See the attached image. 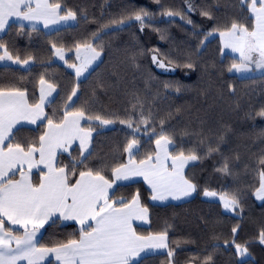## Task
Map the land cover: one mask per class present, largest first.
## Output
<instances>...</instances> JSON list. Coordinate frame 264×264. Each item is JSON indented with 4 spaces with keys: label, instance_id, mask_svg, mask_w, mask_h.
I'll return each mask as SVG.
<instances>
[{
    "label": "trees",
    "instance_id": "16d2710c",
    "mask_svg": "<svg viewBox=\"0 0 264 264\" xmlns=\"http://www.w3.org/2000/svg\"><path fill=\"white\" fill-rule=\"evenodd\" d=\"M51 2L76 11V24L54 31L12 24L0 35V42L14 59L17 56L21 61L32 59L27 69L0 66V87L26 90L29 103L35 104L39 102V80L43 76L58 90L57 97L46 107V116L55 121L63 117L67 96L77 88L76 108L84 107L87 115L114 121L109 130H104L99 121L92 122V155L87 161L89 168L102 169L108 179H113V167L128 160L123 148L132 138V130L120 120L138 115L137 100L146 114L151 112L157 132L160 121H164L175 145L170 149L171 155L180 150L187 153L189 149L202 153L209 144L218 143V153L196 161L185 171V176L197 185L194 198L157 205L151 202L152 193L141 181L117 186L112 198L130 200L139 192L141 204L149 210V226L137 227V234L148 236L167 230L168 248L174 251L171 264H203L208 255L212 256V264H264V244L258 238V232L264 229V201L258 203L254 197L260 183L259 172L264 170V165L259 163L264 158V117L249 115L264 107V74L249 77L232 74L228 68L239 60L223 53L218 32L204 40L208 31L224 30L232 22L242 23L251 30L254 18L247 5L242 0H191L194 10L188 12L186 0ZM140 9L154 14L143 30L134 20H125L118 30L111 25L103 27ZM165 10L179 12L193 24L180 16H163ZM202 10L210 11L213 19L202 16ZM94 33L100 39L92 43L98 51L102 48V60L85 79L78 80L66 66L55 61L51 45L62 46L68 53L67 62L74 63L75 45L89 41ZM154 50L180 64L190 56L194 67H175L173 72H163L152 62ZM165 83L179 85L180 91L165 89ZM82 127L88 129L89 124L84 122ZM46 129L45 119L35 127H21L15 134L21 143L38 146L39 136ZM221 136L223 141H219ZM137 139L140 142L139 154L134 157L137 162L155 154L154 134L141 128ZM79 155L78 146L69 153L59 154L57 167L70 166L71 159ZM225 159L231 175L216 171ZM82 170L78 166L77 174ZM76 179L78 175L71 176L70 182ZM205 188L238 195L242 211L237 209L238 215L228 214L220 203L203 199ZM237 225L238 231L233 235L232 228ZM79 231L77 224L56 220L46 226L40 243L51 247L79 239ZM233 239L248 246L249 258L240 260ZM142 264H170V258L167 252L149 255Z\"/></svg>",
    "mask_w": 264,
    "mask_h": 264
},
{
    "label": "snow or ice",
    "instance_id": "6c2138e0",
    "mask_svg": "<svg viewBox=\"0 0 264 264\" xmlns=\"http://www.w3.org/2000/svg\"><path fill=\"white\" fill-rule=\"evenodd\" d=\"M186 3L187 11H193L191 0H186ZM242 3L247 5L255 21L251 30L242 23L232 22L224 30L213 28L208 31L204 34V40L218 32L223 41V48L239 54V63L234 62L228 68L229 72L259 71L264 74V0H242ZM161 14L186 19L179 12L172 10H165ZM200 14L213 19L208 10H202ZM153 16V13L140 9L128 16L112 20L103 27L108 28L111 25L118 30L124 25L125 20H134L139 22L143 30L145 24L152 22ZM76 20L77 12L70 8H62L58 2L0 0V33H4L12 26L10 21L30 22L35 30V24L39 22H43L47 28L50 25ZM186 22L193 24L191 19H186ZM99 39L98 33H94L89 41L75 45V56L79 60V66L75 64L68 66L75 69L77 77L100 59L102 48L98 51L92 43ZM51 47L54 56L67 64L64 48L58 47L55 43ZM0 52L3 53L0 54V61L14 59L3 42H0ZM30 59L32 58L21 61L17 56L14 62L28 65ZM151 59L159 68H165L166 63L169 66L174 65L173 71L175 67L189 69L194 67L190 56L180 64L166 58L165 54L158 50L153 51ZM39 83L41 85L39 102L35 104L28 103L26 90L0 87V264H20L21 261H26L27 264H44L50 256H54L60 264H142L145 256L154 254L158 249H168L167 256L171 264L174 251L168 248L167 230L160 234L138 235L133 227V221H146L149 210L141 204L139 192L130 200L113 199L116 182L142 177L151 188L152 201H163L169 197L174 200L189 198L197 192V185L185 176V167L191 162L218 153V143L209 144L202 153L196 149H189L187 153L180 150L171 155L169 146L175 148V145L164 127V121H160V131L157 132L152 123L151 112L146 114L142 103L137 100V104L140 105L138 115H129L127 120H120L121 124H127L132 130V138L123 148L128 160L113 167L111 169L113 179H108L102 174V169L94 171L89 168L87 161L92 155L89 151L92 122L99 121V125L104 126L114 121L99 115L94 117L87 115L84 107L76 108L73 97L77 96V88H73L67 96L63 117L55 121L53 117L46 116L44 105L46 102H52L48 97L56 88L43 76L40 77ZM164 88L180 91L179 85L170 83H165ZM232 91L234 93L235 90ZM136 108L137 105L134 104L133 109ZM249 115L264 117V107ZM45 119L47 131L39 136L38 146L37 143L25 144L17 140L14 129L19 131L16 128L18 124L22 121L36 124L37 120ZM81 121L88 123L89 128L81 127ZM141 128L155 135L156 147L154 155H146L137 162L134 157L140 151L137 135ZM223 139L221 136L219 141ZM74 141H79V157L72 158L70 166L56 167L57 150H61L62 153L69 152ZM259 163L264 165V158H261ZM40 165H44L47 172L34 184L31 180V171ZM25 166L27 171H24ZM78 166L84 170L77 174ZM216 171L224 175L232 174L227 159ZM17 175L19 179H16ZM76 175L78 179L70 182V177ZM259 176L260 183L255 195L257 199L264 201V170L259 172ZM203 195L218 197L223 207L229 211L235 212L237 209L242 211L239 196L236 194L217 193L205 188ZM56 220L78 221L81 226L79 239H69L51 247L40 243L37 238L40 229L49 221L55 223ZM90 221H94V224ZM238 228V225L232 228L233 235L237 233ZM258 238L259 242L264 244V229L258 232ZM232 243L237 255L243 260L250 256L246 244L236 243L234 239ZM203 264H212V256L205 257Z\"/></svg>",
    "mask_w": 264,
    "mask_h": 264
},
{
    "label": "crops",
    "instance_id": "0c3cea01",
    "mask_svg": "<svg viewBox=\"0 0 264 264\" xmlns=\"http://www.w3.org/2000/svg\"><path fill=\"white\" fill-rule=\"evenodd\" d=\"M49 2L51 3V0H49ZM76 22H77V20L76 21H69V22H61V23H59V24H55V25H50L49 27H47V28H45L44 27V24H43V22H39V23H36L35 24V28H39V29H42V30H44V31H54V30H57V29H60V28H62V27H65V26H71V25H74V24H76ZM12 24H17V25H22V26H25V27H29V28H33L32 27V23H30V22H27V21H10V25H12ZM7 30V29H6ZM1 34H3V33H0V35ZM226 54H228V53H226ZM46 87V86H45ZM40 88H41V85L39 86V95H40ZM57 95H58V90L56 89V91L55 92H53L52 93V95L50 96V97H48V100L49 101H53L56 97H57ZM27 99H28V97H27ZM28 103H29V101H28ZM30 104V103H29ZM50 103L49 102H46L45 103V105H44V113L46 114V107L49 105ZM45 120H37V123L36 124H30V123H28L27 121H22L20 124H18L17 126H16V128L17 129H19V128H21V127H35V126H37V125H39L40 123H42V122H44ZM85 121H81V126H82V124L84 123ZM16 131V129H14V132ZM46 131H47V129H46ZM93 135H94V133H93ZM93 135H92V138H93ZM92 138H91V143H92ZM73 144H76V143H73ZM79 145V143H77V146ZM73 147H75V145H72L71 146V148L69 149V150H71ZM62 152H61V150H57V155H56V159H55V166L57 167V158H58V155L59 154H61ZM64 153V152H63ZM37 159H38V157H37ZM24 171H27V166H25L24 167ZM47 172V169L44 167V165H40L38 168L37 167H34L33 169H32V171H31V180H32V182L35 184V183H37V182H35L34 181V178H35V173H38V181L40 180V178H41V175L43 174V173H46ZM16 179H19V175H17L16 176ZM137 181H141V180H138V179H133V180H130V181H117L116 182V185H115V188L117 187V186H119V185H124V184H129V183H133V182H137ZM141 182H143V181H141ZM144 183V182H143ZM145 184V183H144ZM147 187H148V189L151 191V189L149 188V186L147 185V184H145ZM110 195H111V193H110ZM194 197H195V195H194ZM194 197H192V198H194ZM192 198H190V199H192ZM190 199H188V200H190ZM188 200H186V201H188ZM158 202H161V201H158ZM185 202V201H184ZM153 203V202H152ZM168 203H173V202H168ZM168 203H166V202H164V204L161 202V204H157V205H165V204H168ZM182 203V202H181ZM154 204H156V203H154ZM60 222H62V223H64V224H70V223H74V224H77L79 227H81L80 226V224H79V222L78 221H63V220H59ZM52 221H49V223L48 224H45V226L42 228V229H40V232L38 233V239H39V241L41 240V237H42V235H43V232H44V230H45V228H46V226L47 225H49L50 223H51ZM90 223H93L94 224V221H90ZM149 226V213H148V218H147V220L146 221H140V220H134L133 221V227H134V229H135V231H136V228L137 227H148ZM22 231V230H21ZM137 232V231H136ZM167 242V241H166ZM167 244H168V242H167ZM168 251V249H158V250H156L155 251V253L154 254H150V255H156V254H162V253H166ZM143 255V254H142ZM149 256V255H148ZM50 261H52V262H55L56 264H60V262L59 261H56L55 260V258H54V256H50V257H48L46 260H45V262H44V264H47L48 262H50ZM20 264H27V262L26 261H21L20 262Z\"/></svg>",
    "mask_w": 264,
    "mask_h": 264
},
{
    "label": "rangeland",
    "instance_id": "374dc122",
    "mask_svg": "<svg viewBox=\"0 0 264 264\" xmlns=\"http://www.w3.org/2000/svg\"><path fill=\"white\" fill-rule=\"evenodd\" d=\"M255 22V21H254ZM218 36H219V34H218ZM220 37V36H219ZM220 41H221V45H222V50H223V53L224 54H226V53H228V54H230V55H232V56H234V57H236L237 59H238V53H233L230 49H225V48H223V41H222V39L220 38ZM64 52H65V59L67 60V57H68V53L64 50ZM3 54V53H2ZM102 57H103V54L101 53V56H100V59L99 60H97V61H95L91 66H89L88 67V69L81 75V76H79V77H77V79L78 80H82V79H85L88 75H89V73L101 62V60H102ZM55 61L56 62H58V63H60L61 65H64V66H66L67 67V69L68 70H70L71 72H73L74 74H75V69L74 68H70L68 65L69 64H75V65H77V66H79V60H77L76 59V56H75V62L74 63H64V61H61L58 57H56L55 56ZM14 60L15 59H13L12 61H8V60H5V61H0V66H15V67H21V68H23V69H27L29 66V64L31 63V62H29V64L28 65H24V64H17V63H15L14 62ZM159 68V67H158ZM161 71H163V72H173V70H172V67H170L169 65H166L165 66V68H159ZM232 74H235V75H237V76H239V77H249V76H254V75H258V74H262L261 72H259V71H254V72H251V73H238V72H236L235 70H233L232 72H231ZM76 75V74H75ZM77 94H78V91H77ZM77 97V96H76ZM76 97H73V101L75 100V98ZM113 123L112 124H109V125H104L103 126V129L104 130H109V129H111V128H113ZM82 127V126H81ZM92 135H93V132H92ZM91 138H92V136H91ZM73 143H76V144H72V145H75V146H77V143H79V141H74ZM172 148V146H169V153H170V149ZM89 151H91V143H90V147H89ZM69 152H70V150H69ZM69 152H64V153H69ZM85 155H87V154H85ZM194 163H196V161L195 162H191V163H189L186 167H185V169H184V174H185V171H186V169H187V167H189L190 165H193ZM169 164H170V161H169ZM134 179H138V180H141V181H143L145 184H147V182L146 181H144V179L142 178V177H136V178H134ZM148 185V184H147ZM149 186V185H148ZM149 188H150V186H149ZM151 189V188H150ZM194 195H195V193L191 196V197H189V198H183V199H180V200H174V199H172L171 197H169L168 199H166V200H163V201H161L163 204H164V202H166V203H168V202H173V203H181V202H184V201H186V200H188V199H190V198H192V197H194ZM203 197V199H205V200H208V201H214V202H218V203H220L221 205H222V208H223V210L226 212V213H228V214H232V215H238V213H237V210L235 211V212H232V211H229V210H227V209H225L224 207H223V204H222V202L221 201H219V199H218V197H205L204 195L202 196ZM254 197H255V200L258 202V203H262L263 201L262 200H259V199H257V197H256V195H254ZM151 200V199H150ZM151 202H153V203H156V204H161V202H158V201H152L151 200ZM166 205V204H165ZM250 257V256H249ZM248 257V258H249ZM240 258V260H243L241 257H239Z\"/></svg>",
    "mask_w": 264,
    "mask_h": 264
}]
</instances>
